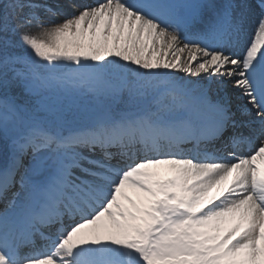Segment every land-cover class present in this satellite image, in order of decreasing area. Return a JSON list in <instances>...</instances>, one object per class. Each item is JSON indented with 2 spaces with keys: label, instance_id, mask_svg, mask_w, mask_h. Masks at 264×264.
Returning <instances> with one entry per match:
<instances>
[{
  "label": "snow or ice",
  "instance_id": "1",
  "mask_svg": "<svg viewBox=\"0 0 264 264\" xmlns=\"http://www.w3.org/2000/svg\"><path fill=\"white\" fill-rule=\"evenodd\" d=\"M257 161L264 0H0V264H264Z\"/></svg>",
  "mask_w": 264,
  "mask_h": 264
},
{
  "label": "rangeland",
  "instance_id": "2",
  "mask_svg": "<svg viewBox=\"0 0 264 264\" xmlns=\"http://www.w3.org/2000/svg\"><path fill=\"white\" fill-rule=\"evenodd\" d=\"M96 1V0H95ZM164 171V170H163ZM232 225L231 224H228V225H225V227L227 228V227H231ZM117 254H122V255H124V257H125V253H123V252H121V251H119V250H111V255H112V257L114 258Z\"/></svg>",
  "mask_w": 264,
  "mask_h": 264
},
{
  "label": "bare ground",
  "instance_id": "3",
  "mask_svg": "<svg viewBox=\"0 0 264 264\" xmlns=\"http://www.w3.org/2000/svg\"><path fill=\"white\" fill-rule=\"evenodd\" d=\"M95 2H96L95 0H78V3H81V4H93ZM229 182H231V177L229 178Z\"/></svg>",
  "mask_w": 264,
  "mask_h": 264
}]
</instances>
